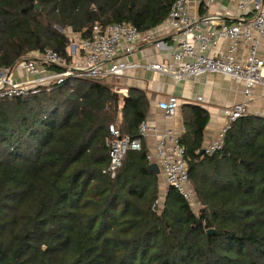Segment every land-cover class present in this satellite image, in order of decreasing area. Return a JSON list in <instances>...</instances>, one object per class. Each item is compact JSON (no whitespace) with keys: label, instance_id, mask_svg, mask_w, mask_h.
I'll return each instance as SVG.
<instances>
[{"label":"trees","instance_id":"trees-1","mask_svg":"<svg viewBox=\"0 0 264 264\" xmlns=\"http://www.w3.org/2000/svg\"><path fill=\"white\" fill-rule=\"evenodd\" d=\"M173 1L0 0V69L48 49L65 56L64 28L150 31ZM148 107L141 90L90 78L0 99V264H264V117L236 118L222 148L200 155L208 114L184 109L177 142L196 213L173 186L158 202L139 133ZM110 126L141 143L114 173Z\"/></svg>","mask_w":264,"mask_h":264},{"label":"built area","instance_id":"built-area-1","mask_svg":"<svg viewBox=\"0 0 264 264\" xmlns=\"http://www.w3.org/2000/svg\"><path fill=\"white\" fill-rule=\"evenodd\" d=\"M237 1V9L248 17L244 15L237 21L223 22L213 28L216 16L192 19L187 10V0H174L165 20L173 34L174 47L167 61L150 62L146 68L170 75L174 80L196 78L209 72L220 73L239 81L243 85V95L246 98L252 95L255 86H261L264 89V0ZM213 2L214 0L204 1L208 5ZM70 32L73 33L71 30ZM152 38L149 31L139 32L128 23L107 25L96 23L91 28L90 36L79 37L75 42H68L65 56L48 49L43 53L36 52L41 63H38L36 59L23 57L15 67L1 68L0 99L35 93L40 87L61 84L68 80L90 78L102 81L123 77L128 70L136 68L137 65L121 59L118 53L131 54L140 41H148ZM220 39L228 41L225 54L219 57L203 54L209 43L215 44ZM241 41L249 45L243 63L239 62L235 56ZM155 45L161 48L162 42L157 41ZM51 66L57 70L49 69ZM17 69L21 72L19 76L15 74ZM116 89L123 96L128 93L126 88ZM196 100L200 101L201 97H197ZM178 105L179 100L174 95H168L165 100L157 102L158 108L167 116L174 115ZM223 114L227 122L217 132L215 139L203 148V153L207 155L222 148L229 124L247 114L246 104L245 102L233 104L225 108ZM149 129L151 127L144 121L139 126V133L143 137ZM109 130L113 135L111 139L106 140L109 149V170L114 173L120 167L125 152L128 149H140L141 143L139 139L120 138L118 130L113 126H110ZM167 137L172 143L170 152H166L165 149ZM146 158L149 164L155 163L158 166L166 183L173 186L191 208L194 202H198L190 185L183 149L178 144L177 138L164 133L154 151H147ZM160 200L161 198L158 202Z\"/></svg>","mask_w":264,"mask_h":264},{"label":"crops","instance_id":"crops-1","mask_svg":"<svg viewBox=\"0 0 264 264\" xmlns=\"http://www.w3.org/2000/svg\"><path fill=\"white\" fill-rule=\"evenodd\" d=\"M205 0H187V10L192 19L198 20L202 16H216V28L220 23H230L247 16L237 9V0H214L212 4L204 3ZM203 2L202 10L200 5ZM248 17V16H247ZM152 39L140 41L131 54L118 53V57L137 65L127 71L123 77L115 78L118 88H136L145 93L149 107L145 122L151 127L143 136L142 143L148 152H153L160 137L165 133L177 138L185 131L182 112L189 109L188 105H195L204 109L207 114V123L203 129L202 148L215 139L217 132L227 122L223 110L237 103L246 104L248 115L264 117V89L255 86L252 95L246 98L243 95V85L236 79L216 72L203 73L196 78L174 80L170 75L147 69L150 62H165L174 47L173 34L163 22L149 31ZM157 41L162 42V47H156ZM248 43L241 41L238 44L235 56L239 62H245L248 53ZM228 41L220 39L217 43H209L203 54L219 57L227 52ZM18 70V69H17ZM19 71V70H18ZM16 72L19 76L21 72ZM168 95H174L179 100L177 112L167 116L158 108L157 102L163 101ZM197 97H201L197 101ZM186 105V106H185ZM168 138V137H167ZM172 143L167 140L166 152L171 151ZM160 198L168 187L166 180L159 169Z\"/></svg>","mask_w":264,"mask_h":264},{"label":"rangeland","instance_id":"rangeland-1","mask_svg":"<svg viewBox=\"0 0 264 264\" xmlns=\"http://www.w3.org/2000/svg\"><path fill=\"white\" fill-rule=\"evenodd\" d=\"M60 30H61V29H60ZM70 30H71V29H69V28H64V29L62 30V32H64V33L68 36V38H69V42L71 43V42H75V41H77V40L79 39V35H78V34H75V33H71ZM73 34H74V35H73ZM25 58L36 59V60L38 61V63H41V61H39V55H38V53L36 54V52H35V53H31V54H29V56H26ZM69 65H70V64H69ZM101 82L107 83L108 85L112 86L113 91H115V92L121 94V93L118 92L117 89H116V88H118V87L115 86V78L103 79ZM47 87H49V86H47ZM40 88H43V87H40ZM36 89H38V87H37ZM121 95H122V94H121ZM198 208H199V204H198V202H194V203L192 204V209H193V211L197 213Z\"/></svg>","mask_w":264,"mask_h":264},{"label":"water","instance_id":"water-1","mask_svg":"<svg viewBox=\"0 0 264 264\" xmlns=\"http://www.w3.org/2000/svg\"><path fill=\"white\" fill-rule=\"evenodd\" d=\"M203 152H204V149L201 148V149L198 151V154L201 155ZM148 168H149L150 170L154 171L155 173H158V174H159V172H160L158 166H157L155 163H150V164L148 165ZM207 233L211 234V233H212V230H208Z\"/></svg>","mask_w":264,"mask_h":264}]
</instances>
